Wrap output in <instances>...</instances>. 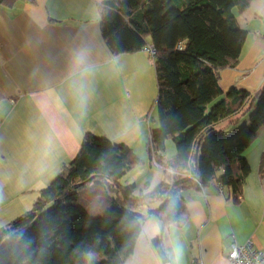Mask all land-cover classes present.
I'll list each match as a JSON object with an SVG mask.
<instances>
[{"label": "crops", "instance_id": "crops-1", "mask_svg": "<svg viewBox=\"0 0 264 264\" xmlns=\"http://www.w3.org/2000/svg\"><path fill=\"white\" fill-rule=\"evenodd\" d=\"M102 3L0 4V229L33 208L41 190L77 156L86 133L131 147L141 163L121 183L134 185V194L165 177L151 158L159 93L153 56L145 48L112 54L101 32ZM235 13L246 38L237 65L220 73L224 95L217 101L232 88L255 94L264 84V0H250ZM216 127L235 129L225 121ZM172 154L165 149V160ZM244 156L251 170L238 199L231 187L213 181L182 191L181 224L164 225L149 214L159 202L136 208L141 231L124 264H163L153 245L158 237L168 264H226L233 242L252 240L264 250V125Z\"/></svg>", "mask_w": 264, "mask_h": 264}, {"label": "trees", "instance_id": "trees-1", "mask_svg": "<svg viewBox=\"0 0 264 264\" xmlns=\"http://www.w3.org/2000/svg\"><path fill=\"white\" fill-rule=\"evenodd\" d=\"M249 4L103 0L101 32L113 55L155 48L160 126L151 132V158L154 151L165 177L134 194V185L121 183L141 163L131 147L86 133L77 156L41 190L33 208L0 229V264H124L141 231L143 215L135 211L141 205L159 202L149 214L171 225L184 219L185 189L217 181L231 187L235 199L241 196L251 170L244 152L264 125V84L255 94L232 88L211 104L224 95L221 71L241 57L246 31L235 9ZM224 121L235 126L231 133L217 129ZM169 137L176 154L166 161ZM153 245L168 264L162 238Z\"/></svg>", "mask_w": 264, "mask_h": 264}, {"label": "built area", "instance_id": "built-area-1", "mask_svg": "<svg viewBox=\"0 0 264 264\" xmlns=\"http://www.w3.org/2000/svg\"><path fill=\"white\" fill-rule=\"evenodd\" d=\"M145 49L152 56L155 55V48L153 45H147ZM152 163L156 166H160L155 158L154 151H152ZM193 263L204 264L196 260ZM226 264H264V250L256 248L252 240H248L243 244L233 242L227 254Z\"/></svg>", "mask_w": 264, "mask_h": 264}, {"label": "rangeland", "instance_id": "rangeland-1", "mask_svg": "<svg viewBox=\"0 0 264 264\" xmlns=\"http://www.w3.org/2000/svg\"><path fill=\"white\" fill-rule=\"evenodd\" d=\"M217 102V100H215V101H213L212 102V104H211V106L212 105H214V103H216ZM210 106V107H211ZM209 107V108H210ZM157 110V109H156ZM155 119H154V121H152V127L154 128V129H156V128H158L159 126H160V121H159V114H158V112L156 111L155 112ZM242 125H244V124H242ZM241 125V126H242ZM231 133V132H230ZM166 145H167V148H166V152H167V154L169 155V157H171V155H173L172 153H176V145H175V143H174V141H173V139H172V137H170V138H168L167 139V141H166ZM172 151V152H171ZM174 151V152H173Z\"/></svg>", "mask_w": 264, "mask_h": 264}]
</instances>
